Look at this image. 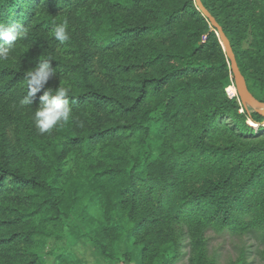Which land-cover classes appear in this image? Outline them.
I'll list each match as a JSON object with an SVG mask.
<instances>
[{
  "label": "trees",
  "instance_id": "16d2710c",
  "mask_svg": "<svg viewBox=\"0 0 264 264\" xmlns=\"http://www.w3.org/2000/svg\"><path fill=\"white\" fill-rule=\"evenodd\" d=\"M201 3L264 103V0ZM0 23L28 29L0 59V264H44L48 239L86 240L108 263L138 248L140 264L175 262L183 230L190 264H211L207 229L264 240V118L227 96L229 62L194 0H0ZM42 59L55 74L22 107ZM60 83L71 118L40 135L32 116Z\"/></svg>",
  "mask_w": 264,
  "mask_h": 264
},
{
  "label": "rangeland",
  "instance_id": "374dc122",
  "mask_svg": "<svg viewBox=\"0 0 264 264\" xmlns=\"http://www.w3.org/2000/svg\"><path fill=\"white\" fill-rule=\"evenodd\" d=\"M228 97H237L234 86L226 89ZM251 126H254L250 123ZM90 214L95 215L96 210ZM87 231V227H82ZM178 242V258L172 264H190V240L185 230ZM206 252L211 264H264L260 253L264 250V240L258 232L233 233L230 231L217 233L207 229L204 232ZM122 247L118 252L121 254ZM129 256L127 263H108L86 241L78 240L68 244L65 240L48 239L44 242L41 255L44 264H58L60 259H66L72 264H140L138 248H126ZM59 259V260H58Z\"/></svg>",
  "mask_w": 264,
  "mask_h": 264
},
{
  "label": "clouds",
  "instance_id": "9594fccd",
  "mask_svg": "<svg viewBox=\"0 0 264 264\" xmlns=\"http://www.w3.org/2000/svg\"><path fill=\"white\" fill-rule=\"evenodd\" d=\"M28 29L21 25H5L0 23V39L7 47H0V59H7L10 48L15 42L26 37ZM51 36L60 44L69 40L67 21L56 24L51 30ZM50 59L38 61L35 68L29 70L25 76L27 84V95L20 100V105L29 106L32 104L36 94L45 88L49 79L55 74L50 64ZM71 88L59 84L56 90L47 89L40 97L39 107L34 111L32 120L40 135L49 133L54 127L66 124L72 115V108L68 100Z\"/></svg>",
  "mask_w": 264,
  "mask_h": 264
},
{
  "label": "water",
  "instance_id": "95a60500",
  "mask_svg": "<svg viewBox=\"0 0 264 264\" xmlns=\"http://www.w3.org/2000/svg\"><path fill=\"white\" fill-rule=\"evenodd\" d=\"M194 3L196 8L202 14V16L206 20H208L210 26L216 30V35L218 36L226 59L229 62V68L234 80V88L236 90L240 105L246 110L250 109L252 111H255L258 115L264 118V103H260L259 101H257L249 92L246 81L236 63L235 55L232 51L230 42L223 33L222 28L218 25L215 19L205 10L201 3V0H194Z\"/></svg>",
  "mask_w": 264,
  "mask_h": 264
},
{
  "label": "built area",
  "instance_id": "2783aa9c",
  "mask_svg": "<svg viewBox=\"0 0 264 264\" xmlns=\"http://www.w3.org/2000/svg\"><path fill=\"white\" fill-rule=\"evenodd\" d=\"M233 86V85H232ZM229 98H233V97H229Z\"/></svg>",
  "mask_w": 264,
  "mask_h": 264
}]
</instances>
